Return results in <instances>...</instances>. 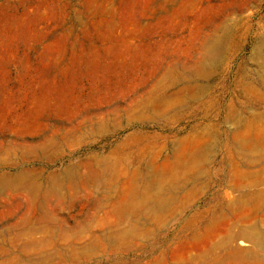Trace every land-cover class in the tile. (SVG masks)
Here are the masks:
<instances>
[{"label":"rangeland","instance_id":"obj_1","mask_svg":"<svg viewBox=\"0 0 264 264\" xmlns=\"http://www.w3.org/2000/svg\"><path fill=\"white\" fill-rule=\"evenodd\" d=\"M0 264H264V0H0Z\"/></svg>","mask_w":264,"mask_h":264}]
</instances>
